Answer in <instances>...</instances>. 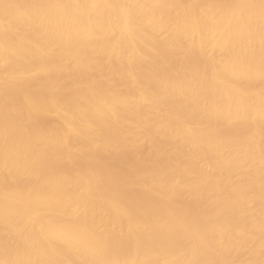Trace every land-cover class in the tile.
I'll return each instance as SVG.
<instances>
[{
	"label": "bare ground",
	"instance_id": "6f19581e",
	"mask_svg": "<svg viewBox=\"0 0 264 264\" xmlns=\"http://www.w3.org/2000/svg\"><path fill=\"white\" fill-rule=\"evenodd\" d=\"M0 264H264V0H0Z\"/></svg>",
	"mask_w": 264,
	"mask_h": 264
}]
</instances>
